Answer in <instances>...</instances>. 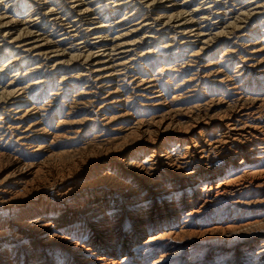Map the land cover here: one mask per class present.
Returning a JSON list of instances; mask_svg holds the SVG:
<instances>
[{
	"label": "bare ground",
	"instance_id": "obj_1",
	"mask_svg": "<svg viewBox=\"0 0 264 264\" xmlns=\"http://www.w3.org/2000/svg\"><path fill=\"white\" fill-rule=\"evenodd\" d=\"M0 264H264V0H0Z\"/></svg>",
	"mask_w": 264,
	"mask_h": 264
}]
</instances>
